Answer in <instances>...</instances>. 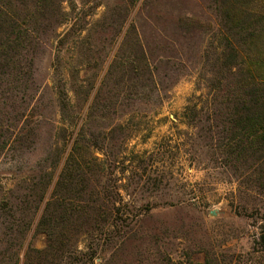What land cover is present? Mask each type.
Instances as JSON below:
<instances>
[{
    "label": "rangeland",
    "instance_id": "374dc122",
    "mask_svg": "<svg viewBox=\"0 0 264 264\" xmlns=\"http://www.w3.org/2000/svg\"><path fill=\"white\" fill-rule=\"evenodd\" d=\"M121 4L122 0H64L61 7L69 21L56 28L33 59L26 111L32 116L25 130L32 129L33 135H23L20 142L13 137L0 155V264H59L55 252L41 258L31 252L26 255L29 249L46 248L45 235L35 230L42 207L20 245L17 235L6 230L9 218L12 226L22 221L21 226L32 210L8 198L17 185L34 180L40 168L52 176L50 193L70 155L86 158L93 152L104 173L96 182L90 179L91 187L105 190L107 199L100 194L105 204L118 191L121 203L116 206L125 217L123 222L116 215L109 218L110 235L97 224L92 236L85 238V226L80 230L69 225L61 249L66 255H76L75 264H264L260 240L264 188L259 186V165L255 156L229 154L230 145L227 154L213 147L216 130L211 103L218 94L215 59L224 43L223 20L217 13L220 0H138L130 20L146 34L155 35L161 26L168 27V20L192 19L197 31L191 39L189 61L161 92L158 104L121 108L119 117H88L89 102L83 103L75 90L85 85L84 78L96 74L94 64L107 56L102 75L110 62L111 38L105 42L110 33L99 35L96 23ZM72 25L80 38L58 44ZM76 45L82 47V66L77 64ZM235 77L224 82L233 86ZM62 86L70 103V117L64 120L57 96ZM80 129L85 141L74 151ZM91 134L98 136L96 147L80 149L93 140ZM56 154L62 156L61 162L47 169Z\"/></svg>",
    "mask_w": 264,
    "mask_h": 264
},
{
    "label": "trees",
    "instance_id": "16d2710c",
    "mask_svg": "<svg viewBox=\"0 0 264 264\" xmlns=\"http://www.w3.org/2000/svg\"><path fill=\"white\" fill-rule=\"evenodd\" d=\"M63 1L0 0V155L10 147L13 137L20 142L23 135H33L32 129L25 131L30 124L28 118L32 116L26 111L30 104L27 93L33 85V59L39 49L53 38L49 36L56 28L69 21L67 12L61 7ZM137 3L138 0H122L121 6L115 5L105 20L96 23L101 29L99 35L110 33L105 42L111 38L109 52L114 51L102 75L100 72L107 56L94 64L98 66L96 74L84 78L85 85L81 84L75 90L83 103L89 102L86 106L88 117H119L121 108L127 109L139 103L158 104L161 92L170 87L177 79V73L189 61L191 39L197 31L192 19L178 18L175 23L168 20L165 24L168 27L161 26L155 35L146 34L142 27L130 20ZM261 5L264 3L260 0H220L217 13L223 20L224 43L215 59L218 78L214 80V90L218 94L213 96L211 104L212 123L216 130L215 151L227 154L230 145L229 154L255 156L259 165L258 181H262L259 186L264 188V6ZM74 28L72 25L58 44L70 37L80 38L81 33ZM76 48L77 64L82 66V47L76 45ZM184 58L186 62H183ZM229 77L236 78L233 86L224 82ZM57 93L60 119L64 120L70 117V103L63 86ZM78 133L74 151H78L80 143L85 141L83 130ZM91 135L93 142L87 140L88 144L80 149L96 147L98 136ZM93 154H86V158L70 155L64 161L50 193L52 176L41 168L34 180L17 185L16 192L10 193L9 200L18 201L21 206L28 204L26 210H32L28 212L30 219L21 226L22 221L12 226L13 220L9 218L11 223L6 230L17 235L20 245L42 207L35 230L45 235L46 248L29 249L27 256L31 252L41 258L55 252L59 264L78 263L76 255H66L61 249L69 225L70 229L80 230L85 226L83 235L86 238L92 236L98 225V229H106L109 235L113 234L109 218L115 215L120 217L119 222H123L125 214L116 206L121 203L119 192H114L110 205L100 197L102 194L107 199L105 190L91 187L90 179L93 177L96 182V177L104 173ZM61 159L60 154L51 156L47 169L56 167ZM260 240L264 244V235Z\"/></svg>",
    "mask_w": 264,
    "mask_h": 264
}]
</instances>
